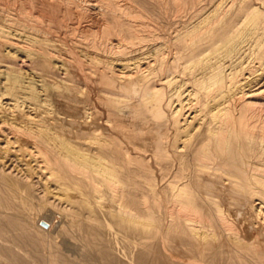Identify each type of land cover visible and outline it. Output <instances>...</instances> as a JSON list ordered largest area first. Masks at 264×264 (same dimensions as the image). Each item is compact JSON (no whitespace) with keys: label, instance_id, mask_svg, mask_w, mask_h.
Returning a JSON list of instances; mask_svg holds the SVG:
<instances>
[{"label":"bare ground","instance_id":"1","mask_svg":"<svg viewBox=\"0 0 264 264\" xmlns=\"http://www.w3.org/2000/svg\"><path fill=\"white\" fill-rule=\"evenodd\" d=\"M66 43L83 61L63 58ZM14 53L28 80L3 60ZM64 60L85 80L73 153L76 120L50 108L45 90ZM0 77L6 148L43 170L19 161L20 183L6 149L0 219L10 228L31 233L9 191L22 184L24 202L39 186L89 246L114 225L136 239L140 262L152 240L163 264H264V0H0Z\"/></svg>","mask_w":264,"mask_h":264},{"label":"rangeland","instance_id":"2","mask_svg":"<svg viewBox=\"0 0 264 264\" xmlns=\"http://www.w3.org/2000/svg\"><path fill=\"white\" fill-rule=\"evenodd\" d=\"M66 44H68L69 48L67 47ZM66 44H65L66 46L64 45L66 49L64 48L63 44L60 46L62 47V56L64 55L66 57V55L69 54H70L69 56L72 55L74 56V54H77L78 56L75 55L77 60L80 59L78 61H83V59H81L79 50L76 48H71L70 43H66ZM70 49L72 51H70ZM65 50L68 53L64 52ZM1 53L3 54L4 50ZM64 56L63 58H65ZM3 57H4L3 60L9 61L12 64V66H14L13 68H15L13 69L14 72L11 73L12 76L19 75L20 73L19 76H22L24 81L28 80V79H24V77L28 78L27 77L28 70L25 66L27 65V61L25 60L23 54L14 53L13 58H10L9 55L4 54ZM67 62L68 61L64 60V68L65 69L67 68L66 71H64L65 73L59 71L54 75H50L49 76L50 78H47L46 82L48 84L45 90H46V94L48 93L47 94L49 99L48 104H50V108L55 110L58 115L61 116L64 115V118L66 117V119L73 118V120L75 119L76 122L77 121L79 122V123L74 122L75 124H73L72 122L69 126L67 125L69 135H67L66 139L68 140L69 146L72 149L70 151L73 153L75 151H79V149L81 150V147L77 145V142L81 140V136H80L81 134L78 130H79V124L81 122L80 116H81V107L83 105L82 101L84 100L82 98H84V94H85V86H84L85 80L82 71L79 69L80 68L79 62H74V64H71L70 62H68L69 64H67ZM53 63L55 64V62H52V65ZM0 80H2V78ZM0 88L2 89V87ZM90 89H91L90 97L93 102L95 99L94 97L95 88L92 86ZM61 91H63V94L66 95L67 98H61V97L58 98V94ZM69 98L72 101L69 100ZM253 100L260 101L259 98ZM3 102H8V99H3ZM64 113H66L68 116ZM56 129L58 131V128ZM70 129L72 131H70ZM2 136L3 135L0 134V160L6 154L5 151L8 150L7 154L9 153V155L11 156L10 158H12L13 160V164H15L13 167L12 175L15 174L17 178L15 175L13 177L19 179V182L22 183L21 180L24 175L22 169L25 166L19 165V161L21 164H26L27 166L25 168L28 167L31 172L33 170L34 172L32 174L34 176L41 175V172L43 170L37 166L35 161L32 160V157L26 155V153L21 152L19 150L17 152V145L15 144H9V146L6 148L7 145L4 141L5 137ZM61 138L63 137H60V135L55 134L51 141L54 146L55 145L58 146V150H59L58 143L61 140ZM24 147L25 146H22V149L25 150L26 148ZM73 156L74 154H71V157ZM15 160H17L18 162L17 161L14 162ZM43 180H45V178L42 179V181ZM22 184H20L21 186L20 185L19 186L22 187ZM20 187L19 190H17L16 188L10 190L7 200L8 203H10L12 206L13 203H16V206L18 205V203H20L16 214L21 220H23L22 222L29 227V230L31 231L32 234L19 233L16 230L10 228L5 223V221H2L0 219L1 220L0 242L2 241L3 243V245H1L3 246V248L2 250L0 249V254L4 257V259L9 261L12 255H14L16 256L17 264H20V262L21 264H25V263L26 264H163L161 250L159 248L154 247V245H152L153 244L152 240H149L146 245L147 248L144 250L143 261L142 262L138 261V255L140 253V249L134 243V241L137 243L136 239L130 235L132 239L129 236V239L131 240L129 241V239L127 238L128 234L126 236L124 232L117 229V227L114 225L111 226H113L114 228L116 227L115 230L113 227H112L113 229L110 227L111 230L110 228H108V230H104L101 233V239L98 241L97 245L89 246L91 245L90 244L91 239L86 234H84L85 232L83 230H80L79 232V230L75 229V227H74L75 230L73 229V227L71 228L68 227L67 221L65 220L63 213L56 208L51 210L50 208L51 203H49L50 201H53L55 204H57L56 207L58 206L62 207L64 205L63 203L62 205L61 203L59 204L57 200H55L56 198L54 197L57 196L56 193H52V194L50 193L49 195L50 197L48 196L49 199L48 203L45 204L44 202L40 201L41 199H38V197L41 194V192L39 191L42 188L40 189V187L37 186L38 188L35 187L36 189L33 191V195L30 197V200L22 202L19 198V195L20 196L24 195V192L23 191L21 192L22 189L20 190ZM20 210H22V212L25 213L27 212L29 214L24 215L22 213H19ZM105 221L107 222L108 220L106 219ZM107 223L110 222L108 221ZM62 226L64 227V229H66L65 230L66 233L63 231L64 229L60 232L59 229L62 228ZM76 230H78V232ZM76 243H78L79 245ZM4 244L12 245L13 251L12 252L5 251ZM82 244L83 245L85 244L86 246L85 245L83 246ZM80 246H82V248ZM102 250H105V252L109 254L108 259L101 254ZM7 264L9 263L7 262Z\"/></svg>","mask_w":264,"mask_h":264}]
</instances>
